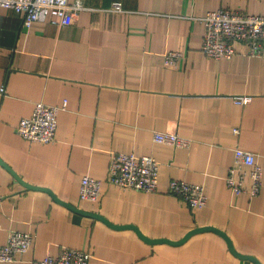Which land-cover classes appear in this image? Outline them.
I'll use <instances>...</instances> for the list:
<instances>
[{"label":"crops","instance_id":"1","mask_svg":"<svg viewBox=\"0 0 264 264\" xmlns=\"http://www.w3.org/2000/svg\"><path fill=\"white\" fill-rule=\"evenodd\" d=\"M65 26L47 20L29 31L21 14L0 8V246L9 230L30 232L21 258L30 264L69 247L90 253L87 264H255L234 255L211 230L172 244L148 242L55 201L130 224L150 239L179 240L215 227L240 254L264 264V63L234 44L230 59L200 51V18L219 7L264 15V0H82ZM118 3L120 11L111 10ZM183 54L176 68L168 51ZM234 95H249L245 104ZM54 140L31 142L16 132L33 105H60ZM191 139L188 148L152 141V131ZM255 154L259 192L234 194L224 183L233 148ZM111 152L152 155L156 191L122 190L104 178ZM102 180L97 202L78 198L80 177ZM170 179L200 184L205 205L189 209L167 192ZM24 183L32 185L27 187Z\"/></svg>","mask_w":264,"mask_h":264},{"label":"built area","instance_id":"2","mask_svg":"<svg viewBox=\"0 0 264 264\" xmlns=\"http://www.w3.org/2000/svg\"><path fill=\"white\" fill-rule=\"evenodd\" d=\"M0 8L21 14V25L25 31L43 20L56 26L70 24L77 13L85 8L82 0H0ZM111 10L120 11L118 3ZM203 34L200 43L202 54L212 60L230 59L235 53L234 44L245 47V54L256 56L264 63V15L248 14L243 11L219 7L207 11L200 18ZM164 65L176 68L183 54L168 50L163 53ZM4 92L0 87V94ZM237 104L251 100L249 95H234ZM65 108L60 105H46L37 102L29 116L19 120L17 134L28 141L50 143L54 140L57 113ZM152 141L173 147L188 148L191 139L169 131H152ZM225 185L234 193L256 196L262 180V168L255 154L239 147L233 148V160L224 176ZM104 180L122 190L146 193L156 191L158 184V162L152 155L134 152H111ZM102 180L84 174L78 185L80 200L97 202L101 194ZM167 192L180 198L189 209L197 210L205 205L206 195L200 184L170 179ZM33 240L30 232L9 230L7 239L0 246V261H14L26 252ZM90 253L76 248L62 247L56 255L46 254L32 259L30 264H87Z\"/></svg>","mask_w":264,"mask_h":264},{"label":"water","instance_id":"3","mask_svg":"<svg viewBox=\"0 0 264 264\" xmlns=\"http://www.w3.org/2000/svg\"><path fill=\"white\" fill-rule=\"evenodd\" d=\"M23 185L27 186V187H32V185H29V184H26L24 183ZM35 188H38V189H42V190H45L55 201L61 203V204H64L66 206H68L69 208H71L72 210L78 212V213H81V214H85V215H88V216H92V217H95V218H98L102 221H104L105 223H107L108 225L112 226V227H115V228H132L135 230V232L144 240L148 241V242H158V241H164V242H168V243H172V244H177V243H181L182 241H184L187 237H189L191 234L195 233V232H198V231H202V230H211L217 234H219L220 236H222V238L225 239L230 251L238 256V257H241V258H246V259H249L251 261H253L255 264H261L259 263L255 258H253L252 256H249V255H244V254H240L238 253L231 245V242L230 240L228 239V237L224 234V232H222L221 230L215 228V227H211V226H200V227H196V228H193L191 230H189L188 232H186L184 234V236L182 238H180L179 240H176V241H173V240H168V239H164V238H157V239H150V238H147L146 236H144L135 226L133 225H130V224H125V225H115L113 223H110L109 221H107L105 218H103L102 216H100L99 214H96V213H92V212H87V211H83V210H79L67 203H65L64 201L58 199L54 193L49 190V189H46V188H43V187H37V186H34Z\"/></svg>","mask_w":264,"mask_h":264}]
</instances>
